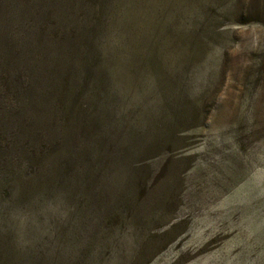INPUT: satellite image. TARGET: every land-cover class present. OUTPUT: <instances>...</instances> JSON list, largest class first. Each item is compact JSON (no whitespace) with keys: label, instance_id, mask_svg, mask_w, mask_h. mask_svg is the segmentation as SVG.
<instances>
[{"label":"rangeland","instance_id":"1","mask_svg":"<svg viewBox=\"0 0 264 264\" xmlns=\"http://www.w3.org/2000/svg\"><path fill=\"white\" fill-rule=\"evenodd\" d=\"M0 264H264V0H0Z\"/></svg>","mask_w":264,"mask_h":264}]
</instances>
